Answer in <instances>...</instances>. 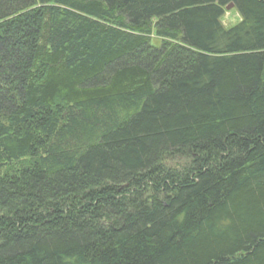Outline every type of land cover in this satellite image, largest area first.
I'll list each match as a JSON object with an SVG mask.
<instances>
[{"label": "trees", "instance_id": "16d2710c", "mask_svg": "<svg viewBox=\"0 0 264 264\" xmlns=\"http://www.w3.org/2000/svg\"><path fill=\"white\" fill-rule=\"evenodd\" d=\"M0 264H264V0H0Z\"/></svg>", "mask_w": 264, "mask_h": 264}, {"label": "rangeland", "instance_id": "374dc122", "mask_svg": "<svg viewBox=\"0 0 264 264\" xmlns=\"http://www.w3.org/2000/svg\"><path fill=\"white\" fill-rule=\"evenodd\" d=\"M238 19H239V16L237 12H235L234 10H228L226 15L224 16V23L226 25H231L235 23ZM156 43L159 44V42H156Z\"/></svg>", "mask_w": 264, "mask_h": 264}, {"label": "water", "instance_id": "95a60500", "mask_svg": "<svg viewBox=\"0 0 264 264\" xmlns=\"http://www.w3.org/2000/svg\"><path fill=\"white\" fill-rule=\"evenodd\" d=\"M234 7V3H230L226 8H227V10H230V9H232Z\"/></svg>", "mask_w": 264, "mask_h": 264}]
</instances>
